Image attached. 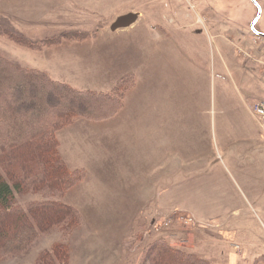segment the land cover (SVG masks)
<instances>
[{
	"label": "rangeland",
	"instance_id": "374dc122",
	"mask_svg": "<svg viewBox=\"0 0 264 264\" xmlns=\"http://www.w3.org/2000/svg\"><path fill=\"white\" fill-rule=\"evenodd\" d=\"M94 1L112 8L113 13L124 8L121 13L127 16L129 32L121 29L119 35H103L102 40L88 45L80 43L85 38L77 39L82 35L61 37L55 47L38 49L34 55H6V50L27 49L28 45L16 40L18 36L39 40L38 43L50 38L37 39L30 33L26 37L18 35L22 29L0 22V51L12 60L49 69L58 56H64L69 45L61 43L75 40L76 49H67L77 54L70 58V64L76 65L70 70L79 73L88 87L109 91L123 75L134 78L123 107L105 122L113 136L110 166L102 169L94 160L83 180L62 198L80 210L83 218L70 238V264H137L144 246L154 239H164L217 264H233V256L235 264H259V257H263L260 254L264 253V203L248 193V174L236 163L250 160V166H264V140L252 148L255 156L240 158L232 157L233 150L229 153L226 149L225 138L240 133L245 113L252 117L250 105L253 109L260 101H249L255 90L253 84L250 90L242 85L245 80L240 74L235 79L246 94L247 103L238 99L230 68L221 61L220 49L246 58L264 56V50H259L264 37L254 33H264V0H78L75 4L90 16ZM259 8L260 16L252 28ZM103 18L100 20L109 19L106 15ZM1 25L9 26L13 34ZM98 29L93 23V27L79 31L93 33ZM241 35L248 36V41ZM62 61L60 58L59 68L64 74ZM144 63L148 68L146 75ZM69 78L76 82L71 83L74 87H85L75 77ZM255 79L253 75V83ZM196 106L200 125L196 140L192 141ZM148 158L152 172L142 170L151 167L144 161ZM176 166L182 168L172 174ZM197 167L202 170L187 171ZM176 183L178 189L171 190ZM165 185L170 196L156 204L154 199ZM16 198L18 205L24 207L45 199L39 193L16 194ZM176 200L179 202L174 203ZM156 209L158 213L154 214ZM182 217L191 222L181 224ZM167 221L170 223L165 226ZM223 224L235 235H224ZM159 225L160 231L154 230ZM215 235L219 241H214ZM61 240L60 232L41 234L25 254L0 260V264H34L40 250ZM203 241L208 242L200 249L192 246ZM242 252L248 257L241 256Z\"/></svg>",
	"mask_w": 264,
	"mask_h": 264
},
{
	"label": "trees",
	"instance_id": "16d2710c",
	"mask_svg": "<svg viewBox=\"0 0 264 264\" xmlns=\"http://www.w3.org/2000/svg\"><path fill=\"white\" fill-rule=\"evenodd\" d=\"M75 35L81 36L68 32L43 42L54 44ZM16 40L42 46L20 36ZM133 83V76L126 74L109 91L78 89L0 51V260L25 254L41 234L60 232L62 240L40 250L34 264H70V238L83 218L62 198L86 170L67 164L56 132L78 117H113ZM28 193L45 199L18 205L16 194ZM142 252L137 264H217L164 239L148 242ZM258 260L264 263V256Z\"/></svg>",
	"mask_w": 264,
	"mask_h": 264
},
{
	"label": "crops",
	"instance_id": "0c3cea01",
	"mask_svg": "<svg viewBox=\"0 0 264 264\" xmlns=\"http://www.w3.org/2000/svg\"><path fill=\"white\" fill-rule=\"evenodd\" d=\"M108 1L112 2V0H108ZM77 2L78 0H0V22L9 23L12 26L15 25L19 29H22L21 32H17L18 35L21 34L26 37V35H28L27 33H30L33 36H37L38 37L37 39L56 37L60 34L68 33V32L78 33L81 35L87 34V36L77 38L80 40L85 38V40L83 41L78 40L80 41V43H83L85 45H88V43L90 42L93 44L99 42L100 40L103 39L102 38L103 35H107L108 37L119 35L122 31L121 29L127 28V31L129 32L130 27H128V25L119 26L121 17L126 15V14L122 15L121 13V9L124 8L121 7L119 12L113 13L112 8L111 9L107 8L106 6L98 4V2L94 1L93 5L90 6L93 7L94 9L93 13L90 16H87L83 8L81 7L78 8V6H76L75 3ZM63 12H68L70 14L64 15L62 14ZM103 15H106L107 19L109 18L108 21L100 20V18L104 19ZM87 17L89 18L87 19ZM93 23L99 26V29L96 32L90 33L88 31H79L80 29H87L88 27H93ZM1 26L4 29L11 31L10 30L11 28L9 26H3V25ZM75 36L77 37L79 35H75ZM242 36L243 35H241V37ZM241 37H240V41H241ZM243 38L248 41L247 39L248 36L245 35L243 36ZM69 41H73V42H69ZM40 43L42 45L41 47H27V49H19V47H17L15 50H8V51L6 50L7 53L4 54L34 55L35 52H38V49H44L46 46L49 47L48 49H50V46L55 47L54 46L55 44H44L45 42L43 41H41ZM66 43L69 44L66 47L67 49L68 48L76 49V47L73 45L75 43V40H65L61 44H66ZM15 45L21 46L18 45V43L17 44L15 43ZM1 47L3 46L1 45ZM67 49H65L63 52L64 56H58V61L53 62L49 67V69L45 67H38L31 64H24V65L43 69L47 71L52 77L63 81L67 80L70 82V84L76 83L73 79L69 78L70 76H73L77 79L78 84L85 86L84 88L81 89H94L101 91L102 89L88 87L89 84L81 80L79 73L77 72L72 73V71L70 70V66L75 68L76 65L73 63L70 64V58L72 55H77V54H73ZM259 50L260 51L264 50V43H262L261 49L259 48ZM247 56L248 57L246 58V57H242L241 55H231L230 50L224 49L223 51V49H220V57L222 63L226 67H229L231 69V70L229 69L230 79L232 81L231 83L233 84L234 89L237 92L238 99L240 101H244L247 103L246 94H243L240 88V84L235 79L236 74L241 75V77L245 80L244 84L242 83L241 84L246 86L249 90L251 89V85L253 84V88L255 91H253L254 95L251 96V99L249 101L251 100L256 102L264 101V56H257V55H247ZM60 58H63L62 62L65 67V70H63L64 74H61L62 71H60L59 68ZM87 62H89V60ZM144 64H145L144 72L146 75V73L148 72V68H147V63ZM213 65L215 66V62L213 63ZM79 67H81V65H79ZM156 71L157 70H154V73ZM253 75H255L256 77L254 83L252 80ZM214 76H215V70H214ZM161 79L162 77H159L160 83H162ZM93 83L96 82L94 81ZM104 90L106 91L108 89H104ZM197 106L195 108V113H196L195 118L194 117L192 118V122H194V126L196 125V127L193 130L192 141L196 140V137L198 135L197 130L200 125V112H199V107ZM145 112L147 113L146 101H145L144 113ZM191 113L192 115L194 114V109L191 110ZM250 113L252 117H248V113H245V117L242 118L240 133L232 134L230 135V137L225 138L226 149L230 150L229 153H231V151L233 150L232 157L238 156L242 158L243 156H246L250 158L252 156H255L256 151L253 150L252 148L255 147L256 145L260 146L261 140H264V130L261 127L258 119L254 116L253 111L251 109V105H250ZM113 117L103 120H92L90 121V123L86 121H81L82 118L81 119L78 118L71 125H68L62 128L60 131H58V138L60 141L59 148L61 155L63 156V158L71 168H84L86 170L93 165L94 160L98 162L99 166H101L102 169H105L106 166L110 164V158H109V152H111L110 141H112L113 136H112V132L109 129L110 126L108 125V123L105 122H108L107 120H111ZM88 127L91 131L86 132ZM100 130H105V132L104 131L100 132ZM194 131L196 132L195 134ZM106 132L108 133L106 134ZM244 147H248V148L244 150L243 149ZM238 151L240 153H238ZM91 154H93V157ZM259 155L261 156L262 153L259 152ZM144 161L148 162L151 165V159L148 158L145 159ZM249 163H241V164L236 163V165L240 166L248 174V180H249L248 193L254 196L258 202L263 204L264 203V166L255 167V166H250ZM160 165L161 168L162 164ZM179 167L182 168V166ZM179 167L177 166L173 167L172 172L174 173L172 174L178 172L180 170ZM197 168L198 169L188 168L187 171L199 172L200 170H202L199 167ZM142 170L143 171L149 170L152 172L153 167L152 165L151 167L150 166L143 167ZM172 189H178L177 183L174 186H172L171 190ZM168 192L169 191L166 190V185H165L164 189L160 192V194L155 197L154 202L157 204L161 202L160 199L163 198L167 199V197L170 196L168 195ZM177 196L179 198L181 197V195H179L178 193ZM179 200H176L174 203L179 202ZM162 203H169V202L168 200H162ZM156 213H158V209L154 211V214ZM226 216L229 217L228 215ZM151 222H153L152 218H151ZM225 227L227 226L223 224V228ZM223 234L229 236L235 235L234 232L229 228H225ZM196 235L198 236V233H196ZM196 238L199 239L198 237ZM202 239L203 237L199 240L202 241ZM213 239L214 241H219V236L215 235ZM206 242L208 241L195 242L192 243V246L195 247L196 249H200ZM242 245H245L247 247L245 243ZM234 247L239 248L240 245L237 246L235 244ZM240 255L244 256V258L248 257L247 254H243V252ZM260 256H264V253L260 254ZM232 262L233 264L236 263L234 256L232 257ZM259 264H264V263L260 262Z\"/></svg>",
	"mask_w": 264,
	"mask_h": 264
},
{
	"label": "built area",
	"instance_id": "2783aa9c",
	"mask_svg": "<svg viewBox=\"0 0 264 264\" xmlns=\"http://www.w3.org/2000/svg\"><path fill=\"white\" fill-rule=\"evenodd\" d=\"M254 116L258 119L261 127L264 130V101H260L259 103H256L252 109ZM172 219H170L171 221ZM178 221V219L176 218ZM183 220V221H181ZM170 221H167L164 223L165 226L169 225ZM181 224H188L191 222L190 218L182 217L179 221ZM162 225L156 226L154 230L160 231Z\"/></svg>",
	"mask_w": 264,
	"mask_h": 264
},
{
	"label": "water",
	"instance_id": "95a60500",
	"mask_svg": "<svg viewBox=\"0 0 264 264\" xmlns=\"http://www.w3.org/2000/svg\"><path fill=\"white\" fill-rule=\"evenodd\" d=\"M252 1L254 3H256L255 0H252ZM259 16H260V8H259V13H258L257 17L252 22V25H251L252 28L254 27V24H255L256 20L259 18ZM126 17L127 16L121 17L120 22H119V26H127L128 25V20H126ZM254 33L257 34V35H259V36L264 37V33L257 32L256 30H254Z\"/></svg>",
	"mask_w": 264,
	"mask_h": 264
}]
</instances>
